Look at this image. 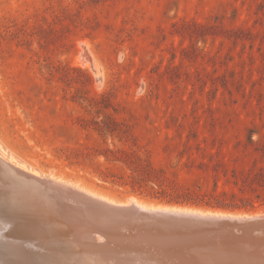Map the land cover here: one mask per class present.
I'll use <instances>...</instances> for the list:
<instances>
[{
  "label": "rangeland",
  "instance_id": "obj_1",
  "mask_svg": "<svg viewBox=\"0 0 264 264\" xmlns=\"http://www.w3.org/2000/svg\"><path fill=\"white\" fill-rule=\"evenodd\" d=\"M97 130L134 167L256 205L224 213H264V0H0V152L158 204L65 161L109 148Z\"/></svg>",
  "mask_w": 264,
  "mask_h": 264
},
{
  "label": "water",
  "instance_id": "obj_2",
  "mask_svg": "<svg viewBox=\"0 0 264 264\" xmlns=\"http://www.w3.org/2000/svg\"><path fill=\"white\" fill-rule=\"evenodd\" d=\"M257 232H264V213L114 203L51 171L38 175L0 159V264H45L51 240L72 256L113 252L133 264H206L215 255L223 264L229 254L264 258V245L254 246Z\"/></svg>",
  "mask_w": 264,
  "mask_h": 264
},
{
  "label": "trees",
  "instance_id": "obj_3",
  "mask_svg": "<svg viewBox=\"0 0 264 264\" xmlns=\"http://www.w3.org/2000/svg\"><path fill=\"white\" fill-rule=\"evenodd\" d=\"M108 128L120 127L119 123L112 118H105L101 122ZM95 127L100 124L93 122ZM105 148L102 151L93 153L83 152L78 148L64 147L61 152L65 161L69 165L84 166L89 165L95 168L98 178L104 182H111L130 193L148 198L158 204L168 206H180L192 209L227 211L235 210L253 211L255 202L243 203V189L241 193L235 191H217L215 185L211 191H203L201 186H186L180 183L169 181L161 173L155 172L151 168L134 167L115 155L114 151L121 145H125L129 139L116 135L112 132L101 133L96 131ZM119 145V146H118Z\"/></svg>",
  "mask_w": 264,
  "mask_h": 264
},
{
  "label": "bare ground",
  "instance_id": "obj_4",
  "mask_svg": "<svg viewBox=\"0 0 264 264\" xmlns=\"http://www.w3.org/2000/svg\"><path fill=\"white\" fill-rule=\"evenodd\" d=\"M82 49H83V51H85L86 48L85 49L82 48ZM0 159L3 162L9 163L10 165H13V166H15L17 168H20V169H23V170H26V171H30V172H34V173H36L38 175L41 173L40 171H37V170L29 167L28 165H25L24 163L20 162L19 160L15 159V161L12 162L11 160L7 159L1 152H0ZM73 184L75 186H77V184H75V183H73ZM81 189H83V188H81ZM83 190L89 192L90 194L98 196L100 198L107 199L110 202H114V203L118 202V201L112 200L110 198H107L105 196L90 192V191H88L86 189H83ZM123 202H125L127 204L130 203V202H134V203H136L137 205H140V206L157 205V204L145 203V202H143V201H141L138 198H135L133 196L127 197L126 200L123 201ZM158 205L160 207L165 206V205H160V204H158ZM194 210L206 211V210H200V209H194ZM212 212L228 214V213H224V212H220V211H212ZM255 215H262V213L250 214V216H255ZM237 216H246V214H237ZM256 237H257L256 239H260L261 240V243L256 242L254 244V246H260L261 244L264 245V232H257L256 233ZM52 242H53L52 240H51V242H47L48 256L45 257V264H133V261L135 260V258H131V259L123 258V259H121L119 257V254H116V253L113 254V252L109 253V254L105 253V255L101 254L97 258L94 257L92 252L90 253V257L88 255H87L88 257L85 256V255L83 256L82 254H79L78 256H76V255L72 256L71 255V250L69 249V247L67 248L66 245H62L61 243H57L56 241L53 242V243ZM246 245H248V244H246ZM263 255H264V253H263ZM137 260H138V258H137ZM210 260L211 261L206 262V264H208L210 262H211V264H218V258H216L215 255H213L210 258ZM243 260H244V262H243ZM38 262L35 259L34 260L32 259L27 264H38ZM200 263L201 262H199V264ZM140 264H144V263L141 262ZM146 264H148V263H146ZM159 264H185V261L179 259L178 262H176V263H159ZM223 264H264V258L255 256L254 258L248 257L246 259L245 256H236L235 257L234 254H232L231 256L229 254L228 257H227L226 262L223 263Z\"/></svg>",
  "mask_w": 264,
  "mask_h": 264
}]
</instances>
